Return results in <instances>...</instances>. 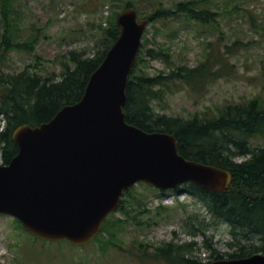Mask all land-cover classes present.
I'll return each mask as SVG.
<instances>
[{
    "label": "trees",
    "instance_id": "trees-1",
    "mask_svg": "<svg viewBox=\"0 0 264 264\" xmlns=\"http://www.w3.org/2000/svg\"><path fill=\"white\" fill-rule=\"evenodd\" d=\"M207 1L211 0H182L169 7L161 4L149 12L147 17L151 23L185 17L202 24L214 25L219 12L201 5ZM115 2H118L117 6L123 4L122 9L111 16L107 26H103L102 22L98 23L100 35L96 39L94 55H87L86 50H68L62 77L56 79L53 77L55 74L44 76L38 70V62L27 64L17 72L4 70L12 49L35 52L41 34L33 32L24 38H16L15 35H19L21 28L17 23L14 0H0V25L3 27L0 33V114L5 123L3 129H0V163L8 164L18 153L19 146L13 138L16 128L23 124L36 126L47 122L63 106L76 103L82 98L91 74L103 62L107 51L120 34L117 22L120 12L129 6H136L133 0H111V3ZM147 42L145 34L128 81L127 102L124 107L127 121L149 132L174 134L179 140V151L185 157L223 167L233 175L230 189L226 192L208 191L193 182L183 185V189L196 196L210 214L209 222H206V216L202 217L200 212L188 215L184 228L203 234V244L211 250L209 261L226 256L239 258L257 252L264 253V145L257 148L250 145L252 139L264 137V93L263 96L256 95L244 101L228 103L215 113L205 110L190 118L159 113L155 102L160 104L169 93L185 86L197 93L204 92L210 84L227 77L233 71L234 64L227 46L226 54L221 51L209 53L198 65L182 64L168 72L150 74L144 69L145 57L168 58L169 53L161 47H147ZM239 43L240 41H236L234 44ZM239 155L249 157L238 162L235 159ZM132 190L126 191L127 195L122 198L121 206L128 208L135 205L137 211L135 208L127 210L128 219L116 220L115 225H123L124 222L143 225L141 213L145 211V203L144 200L139 201L137 196H131ZM147 211H156L158 215L168 214L165 212L168 211L167 208L162 205L154 211L147 208ZM222 222L230 225V232L235 238L228 242L230 246H237L232 252H220L208 236V230ZM18 223L23 228L19 220ZM154 223L159 221L154 220ZM110 233V241L117 244L116 230L112 228ZM250 235H257L261 243H245L243 240ZM96 239L100 240V235ZM150 245L154 247V259L166 264H206L199 256H188L198 248L196 241L179 243L171 240L158 246L153 243ZM140 250L141 254L146 251Z\"/></svg>",
    "mask_w": 264,
    "mask_h": 264
},
{
    "label": "rangeland",
    "instance_id": "rangeland-1",
    "mask_svg": "<svg viewBox=\"0 0 264 264\" xmlns=\"http://www.w3.org/2000/svg\"><path fill=\"white\" fill-rule=\"evenodd\" d=\"M133 1L140 16L147 17L149 12L161 4L169 7L182 0ZM117 4L118 2L111 3V0H14L17 23L21 28L19 35L15 37L21 39L33 32H39L41 39L35 52L12 49L4 70L17 72L27 64L38 62V70L44 76L55 74L53 77L59 79L64 72L63 63L67 61L68 50H86L87 55H94L96 39L100 35L98 23L104 22L103 26H107L111 16L122 9L123 4ZM201 5L219 12L214 25L202 24L185 17L159 20L148 25L145 32L148 39L146 46L161 47L169 53V57L147 56L144 69L150 74L168 72L177 65H198L209 53L221 51L226 54L229 51L234 64L233 71L227 77L210 84L204 92L197 93L187 86L173 90L165 101L160 104L155 102L159 113L190 118L205 110L215 113L228 103H237L256 95L263 96L264 0H211ZM0 30L1 33L2 25ZM236 41L240 43L235 45ZM250 145L252 148L263 146L264 137L252 139ZM248 157L249 155H239L235 160L241 162ZM132 191L131 196H137L139 201L144 200L145 203V211L141 213L143 225L128 222L116 229L117 244H122L123 247L111 246L110 252L100 256L98 242L92 241L79 247L69 240L54 242L37 239L23 230L11 216L1 215L0 264H139L133 256L134 253L141 254L140 249L146 250L145 264H165L154 260V247L150 243L154 246L163 244L173 237L172 231L175 229L179 233L178 241L198 242L199 247L189 253V257L199 256L206 260L210 256L211 251L200 244L203 234L200 231L193 233L191 228L189 234L183 229L185 219L190 213L194 215L201 211L202 217L206 216V221H210V214L196 201L195 196L186 192L179 195L169 192L166 198L158 194L157 190L141 183ZM162 199L168 205L165 206L168 214L158 215L154 210L159 203L164 204ZM183 205L186 207L182 208ZM132 208L136 210L137 207L130 205L123 211H117L114 217H119ZM147 208L154 212L147 211ZM154 220L159 223H154ZM208 236L211 237L214 247L222 253L232 252L237 247L228 244L235 238L226 222L211 227ZM243 241L249 245L252 242L261 243L257 235H250Z\"/></svg>",
    "mask_w": 264,
    "mask_h": 264
},
{
    "label": "water",
    "instance_id": "water-1",
    "mask_svg": "<svg viewBox=\"0 0 264 264\" xmlns=\"http://www.w3.org/2000/svg\"><path fill=\"white\" fill-rule=\"evenodd\" d=\"M149 22L133 6L123 10L120 35L91 74L82 99L50 121L15 129L18 153L0 164V215L19 218L37 237L82 245L100 232L124 190L138 182L163 190L184 182L229 190L231 171L186 158L172 133L127 121L126 89ZM209 264H264V254Z\"/></svg>",
    "mask_w": 264,
    "mask_h": 264
},
{
    "label": "flooded vegetation",
    "instance_id": "flooded-vegetation-1",
    "mask_svg": "<svg viewBox=\"0 0 264 264\" xmlns=\"http://www.w3.org/2000/svg\"><path fill=\"white\" fill-rule=\"evenodd\" d=\"M105 229V228H104Z\"/></svg>",
    "mask_w": 264,
    "mask_h": 264
}]
</instances>
